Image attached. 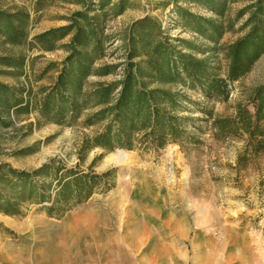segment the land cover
<instances>
[{"label": "rangeland", "instance_id": "obj_1", "mask_svg": "<svg viewBox=\"0 0 264 264\" xmlns=\"http://www.w3.org/2000/svg\"><path fill=\"white\" fill-rule=\"evenodd\" d=\"M71 1L0 0V9L18 7L31 18L25 46L10 48L2 46L0 40V56L5 53L16 57L20 52L24 53V76L14 78L6 73L8 69L0 67V83L25 88V96L30 95L34 102L28 115L13 117V127L0 128L3 150L0 161L25 171L36 170L51 159L60 160L67 169L78 165L82 171L90 167L98 174L114 170L115 187L105 194L93 195L60 220L49 218L37 208L30 209L24 217L0 213V264H40L41 256L47 250L43 245H37L43 225L50 228L67 218L77 222L81 220L78 213L86 211L91 202L110 200L117 203L125 195L137 202L141 215L147 211L145 199L148 195L149 211L158 213L155 219L140 222L142 234L127 236V264H264V110L253 138L241 132L223 137L215 133L212 121H201L206 118L199 107L187 104L190 109L187 116L197 120L195 126L200 128L196 134L198 145L174 143L160 149H116L110 152L93 149L83 153L82 159L79 149L86 139L99 131L98 126L84 127L83 118L74 123L56 125L45 123L39 117L36 103H40L41 92L53 85L60 64L67 56L63 46L68 39L56 43L53 51H42L33 38L66 26L67 18L80 10ZM162 2L130 0L128 10L109 19L105 34L112 40L106 47L105 56L95 67L124 62L123 32L134 21L150 16L162 22L165 34L179 51L199 59L210 58L215 72L225 78L229 66L225 55L217 52L203 54L195 48L179 47L176 40H185L200 50H210L213 45L183 28L173 6H163ZM254 2L230 0L227 29L220 42L222 46L234 43L249 31V27L243 25L251 11L244 12L239 18L238 13ZM92 3L91 8L97 9V1ZM183 6L192 14L215 18L202 7ZM96 13L93 11L91 15ZM120 70L117 68L115 75L106 78L90 75L85 85L111 82L119 77ZM262 85L264 54L242 79L231 84L230 101L213 105V118H234L238 108L242 107H247L253 114L255 109L249 101ZM183 93L199 105L206 102L199 89L187 88ZM24 149L26 152L18 154ZM120 152L125 153L124 159ZM14 153L16 155H12ZM142 184L144 187L140 186ZM118 226L122 227V222ZM94 232V239L83 238L80 246L75 247L78 264H105L109 259L107 250L114 244L116 227L107 225ZM9 233L14 237H9ZM50 237L52 239L53 235Z\"/></svg>", "mask_w": 264, "mask_h": 264}, {"label": "trees", "instance_id": "obj_2", "mask_svg": "<svg viewBox=\"0 0 264 264\" xmlns=\"http://www.w3.org/2000/svg\"><path fill=\"white\" fill-rule=\"evenodd\" d=\"M97 1V9L92 2ZM171 5L189 29L202 40L212 43L210 50H200L185 40H176L179 47L195 48L203 54L217 52L225 55L229 66L225 78L220 77L210 58H196L178 50V46L165 34L162 22L146 16L134 21L122 35L126 50L120 65L95 64L105 56L112 37L105 34L109 19L121 16L131 7L130 0H72L80 7L67 18V25L35 36L42 51H53L55 44L68 39L67 56L51 87L41 93L36 103L39 117L45 123L63 125L83 118V126L99 127V131L86 139L79 155L93 149L132 151L137 148H164L169 144L198 145L200 128L197 120L187 116V104L199 107L200 113L212 121L217 135L231 137L244 133L253 138L264 110V85L253 93L249 103L255 109L238 108L234 118H213L215 103H228L231 84L242 79L256 60L264 54V0L254 3L238 13L251 11L243 26L249 31L228 46L220 44L227 29L226 14L230 0H163ZM183 5L207 9L215 18L192 14ZM97 11L91 15V12ZM31 25L30 15L18 7L0 9V40L2 46L19 48L27 44ZM25 55L2 54L0 67L8 75L24 76ZM111 82H96L86 86L90 75L106 78L116 74ZM199 89L206 102L199 105L191 101L184 89ZM25 88L9 87L0 83V128L14 126L13 117L28 115L33 104ZM26 152L21 150L18 154ZM16 153V152H15ZM12 155H16V154ZM3 150L0 147V157ZM115 171L98 174L89 167L67 169L60 160L51 159L33 171L16 170L0 161V213L24 217L37 208L49 218L60 220L67 213L86 203L95 194H105L115 187ZM7 231V230H5ZM9 237L14 234L9 233Z\"/></svg>", "mask_w": 264, "mask_h": 264}, {"label": "bare ground", "instance_id": "obj_3", "mask_svg": "<svg viewBox=\"0 0 264 264\" xmlns=\"http://www.w3.org/2000/svg\"><path fill=\"white\" fill-rule=\"evenodd\" d=\"M119 154L123 156L122 159L125 158V153L120 152ZM140 186L144 187L143 184ZM146 198L147 211L142 215L137 202L125 195L117 203L110 200L91 202L86 211L82 210L78 213L81 220L77 222H72L67 218L64 222L56 223L50 228L43 225L40 231L41 236L37 238V245H43L47 250L44 252V256H41L40 264H78L79 255L76 254L78 250H75V247L80 246L83 238L94 239V231H100V228L107 225L116 227L117 236L113 238L112 243L114 244L109 247L108 253L106 252L109 259L106 257L105 264H127V236L137 237L138 233L142 234V221L155 219L158 215V213L154 214L149 211L148 195ZM121 222L122 227H119Z\"/></svg>", "mask_w": 264, "mask_h": 264}]
</instances>
